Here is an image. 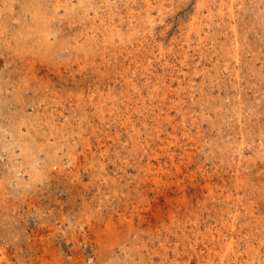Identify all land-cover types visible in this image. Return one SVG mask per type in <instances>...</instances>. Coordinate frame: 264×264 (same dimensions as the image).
I'll return each mask as SVG.
<instances>
[{"label": "rangeland", "instance_id": "1", "mask_svg": "<svg viewBox=\"0 0 264 264\" xmlns=\"http://www.w3.org/2000/svg\"><path fill=\"white\" fill-rule=\"evenodd\" d=\"M0 187V264H264V0H0Z\"/></svg>", "mask_w": 264, "mask_h": 264}, {"label": "bare ground", "instance_id": "2", "mask_svg": "<svg viewBox=\"0 0 264 264\" xmlns=\"http://www.w3.org/2000/svg\"><path fill=\"white\" fill-rule=\"evenodd\" d=\"M29 11V10H28ZM134 11V10H133ZM234 12V11H233ZM139 14V13H138ZM230 14V13H229ZM221 15V14H220ZM141 16V15H140ZM44 17V16H43ZM155 20V19H154ZM149 23H150V21H148ZM137 26V25H136ZM27 27V26H26ZM139 27V26H138ZM110 29V25L109 26H107V31ZM111 29H113V31H115L116 33H118L119 34V30H117V29H115V28H111ZM146 30V29H145ZM112 31V32H113ZM115 34V33H114ZM114 34L112 35V37L114 36ZM94 40V39H93ZM150 45V44H149ZM224 45V44H223ZM236 48V47H235ZM33 55V54H32ZM31 57V56H30ZM34 61V60H33ZM23 66V65H22ZM59 68V67H58ZM57 71V70H56ZM94 78V77H93ZM101 100V99H100ZM101 106V105H100ZM101 123V122H100ZM107 125V124H106ZM137 139V138H136ZM86 140V139H85ZM84 140V138H83V141H85ZM178 140V139H177ZM87 141H88V139H87ZM89 146V145H88ZM172 156V155H171ZM173 161V160H172ZM2 184V183H1ZM2 190H1V187H0V198H1V200L0 201H2ZM211 194H212V192H211ZM5 195V194H4ZM225 195V194H224ZM5 197V196H4ZM168 197V196H167ZM224 198V197H223ZM229 199V198H228ZM218 200V199H217ZM240 200V199H239ZM3 202V201H2ZM209 202V201H208ZM2 204V203H1ZM199 204V203H198ZM6 205V204H5ZM189 205V204H188ZM191 207V206H190ZM189 208V207H188ZM190 209V208H189ZM212 210V209H211ZM213 212V211H212ZM214 213V212H213ZM184 214V213H183ZM186 215H187V213H186ZM213 215V214H212ZM231 215V214H230ZM216 216V215H215ZM162 217V216H161ZM210 218V217H209ZM212 218V217H211ZM216 221V220H215ZM185 226V225H184ZM233 228V227H232ZM208 229V228H207ZM234 229V228H233ZM199 231V230H198ZM211 231V230H210ZM209 231V229H208V232H210ZM199 232H201V231H199ZM207 232V231H206ZM157 233V232H156ZM207 234V233H206ZM209 234H211V233H209ZM212 235V234H211ZM205 236V235H204ZM208 236V235H207ZM222 236V235H221ZM211 237V236H210ZM214 237V236H213ZM218 238V237H217ZM210 239V238H209ZM205 240V239H204ZM203 240V241H204ZM220 240V239H219ZM215 242V241H214ZM214 244V243H213ZM248 244V243H247ZM211 246V245H210ZM217 246V245H216ZM205 247V246H204ZM229 247V246H228ZM231 247V246H230ZM229 247V248H230ZM216 248V247H215ZM195 249V248H194ZM193 249V250H194ZM211 249V248H210ZM228 250V249H227ZM209 252H211L210 250H208ZM194 252V251H193ZM196 252V251H195ZM209 252H207L208 254H209ZM225 252H226V249H225ZM228 252V251H227ZM197 253V252H196ZM226 255V254H225ZM209 256V255H208ZM227 256V255H226ZM199 257V256H198ZM225 258V257H224ZM202 259H204V258H202ZM213 259V258H212ZM199 260V259H198ZM226 260V259H225ZM224 260V261H225ZM212 264H214L213 262H212ZM217 264V263H216Z\"/></svg>", "mask_w": 264, "mask_h": 264}]
</instances>
